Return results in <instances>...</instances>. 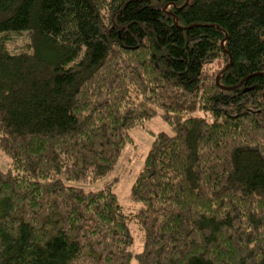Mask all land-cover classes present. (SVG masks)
<instances>
[{"label":"trees","instance_id":"16d2710c","mask_svg":"<svg viewBox=\"0 0 264 264\" xmlns=\"http://www.w3.org/2000/svg\"><path fill=\"white\" fill-rule=\"evenodd\" d=\"M0 149V264H264V0H0Z\"/></svg>","mask_w":264,"mask_h":264},{"label":"rangeland","instance_id":"374dc122","mask_svg":"<svg viewBox=\"0 0 264 264\" xmlns=\"http://www.w3.org/2000/svg\"><path fill=\"white\" fill-rule=\"evenodd\" d=\"M6 48L11 54H18L30 51V35L22 33L19 35L10 34L6 42ZM221 63L216 62L208 67L209 72L216 71L221 68ZM209 118V117H208ZM159 132L172 134V129L164 123L158 114L152 120L148 121L143 127H136L129 132L130 141L122 150V153L114 166L112 173L105 179L95 183L86 185V190H98L104 185H110L117 197L118 203L127 213L132 209V203L129 198L130 190L135 178L143 166V162L147 152L153 141V135ZM11 168V160L0 149V171H7ZM133 237V251L141 250L139 234L135 225H129ZM239 251L238 256L242 254ZM236 254V255H237ZM130 264H138L132 259Z\"/></svg>","mask_w":264,"mask_h":264},{"label":"water","instance_id":"95a60500","mask_svg":"<svg viewBox=\"0 0 264 264\" xmlns=\"http://www.w3.org/2000/svg\"><path fill=\"white\" fill-rule=\"evenodd\" d=\"M227 39V36H225V38H224V40L223 41H221V43H220V46H221V48H223L224 47V42H225V40ZM229 57H230V63H229V65L226 67V69L230 66V64H231V61H232V59H231V56L229 55ZM218 83V79H216V84ZM226 90H229V89H226Z\"/></svg>","mask_w":264,"mask_h":264}]
</instances>
